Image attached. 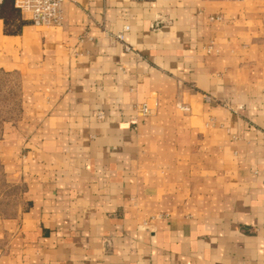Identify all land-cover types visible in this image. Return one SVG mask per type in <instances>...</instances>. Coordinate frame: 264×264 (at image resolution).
<instances>
[{"label": "crops", "instance_id": "1", "mask_svg": "<svg viewBox=\"0 0 264 264\" xmlns=\"http://www.w3.org/2000/svg\"><path fill=\"white\" fill-rule=\"evenodd\" d=\"M62 12L0 18V264H264V0Z\"/></svg>", "mask_w": 264, "mask_h": 264}, {"label": "built area", "instance_id": "2", "mask_svg": "<svg viewBox=\"0 0 264 264\" xmlns=\"http://www.w3.org/2000/svg\"><path fill=\"white\" fill-rule=\"evenodd\" d=\"M2 0H0L1 4ZM75 0H13V7L22 17L36 27H60L63 22L62 7L66 3H74ZM121 40L122 37L118 36ZM129 51V48H126ZM206 101L209 98H205ZM176 108L182 112H188L186 106L180 104ZM136 112L141 117L148 116L151 110L146 104L136 107Z\"/></svg>", "mask_w": 264, "mask_h": 264}, {"label": "trees", "instance_id": "3", "mask_svg": "<svg viewBox=\"0 0 264 264\" xmlns=\"http://www.w3.org/2000/svg\"><path fill=\"white\" fill-rule=\"evenodd\" d=\"M17 10L13 7V0H2L0 4V18L4 21L5 26L10 25L17 17ZM6 33H14L8 32Z\"/></svg>", "mask_w": 264, "mask_h": 264}, {"label": "rangeland", "instance_id": "4", "mask_svg": "<svg viewBox=\"0 0 264 264\" xmlns=\"http://www.w3.org/2000/svg\"><path fill=\"white\" fill-rule=\"evenodd\" d=\"M24 18V17H23ZM31 24V23H30ZM11 25V24H10ZM10 25H8L7 26V28H6V31H8V32H13L14 31V28H13V26L11 27Z\"/></svg>", "mask_w": 264, "mask_h": 264}]
</instances>
